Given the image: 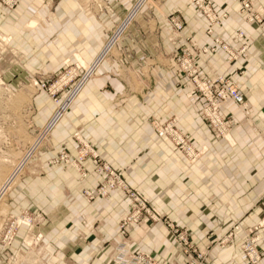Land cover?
Wrapping results in <instances>:
<instances>
[{"label": "rangeland", "instance_id": "rangeland-1", "mask_svg": "<svg viewBox=\"0 0 264 264\" xmlns=\"http://www.w3.org/2000/svg\"><path fill=\"white\" fill-rule=\"evenodd\" d=\"M164 2L14 0L11 6L0 2L9 13V28H0V264H55L44 232L52 228L57 218L68 215V209L62 208L55 197L57 192H69L62 184L67 177L56 175L55 171L73 168L83 179L87 176L83 167L86 160L93 165L94 173L103 175L95 187L82 190L87 204L108 198L118 189L130 203V210L120 216L117 224L114 264L122 243L133 255L143 253L155 260L143 251L131 250L127 244L131 227L145 223L163 224L186 264L198 252L204 255L205 264H210L213 249L224 250L231 245L239 221L227 222L220 235L210 231L206 235L208 243L198 246L186 227L178 225L139 188L131 186L123 171L112 168L82 131L93 120L89 118L94 115L92 105H102L108 120V115L118 113V105L135 104L139 94L135 90V42L140 45L137 52L143 51L145 60L149 58L151 41H159L153 22L167 28L164 36L176 47L172 53L173 71L186 79V85L181 86L190 88L188 98H196L198 115L211 134L231 145L234 115L252 121L251 104L238 82L209 68L210 77L202 79L198 65L216 50L228 62L246 60L247 45L233 49L216 37L213 46H200L191 36H183L182 10L173 8L168 13L163 10ZM191 6L204 18L207 36L228 17L227 11L217 12L211 0H191ZM234 8L245 23L256 26L264 37V4L236 0ZM237 37L245 35L238 31ZM119 82H126V88ZM230 88L241 92L243 103L234 102L225 93ZM55 115L56 120L51 122ZM146 121L153 135L169 142L188 165L197 163L203 149L197 148L183 132L177 117L150 114ZM61 126L63 129L59 130ZM256 133L264 141V131L257 128ZM262 222L263 217L239 246L249 264H253L251 251L254 264H261L258 236L254 233ZM122 231L125 235H120ZM173 232L185 234L187 244L175 243Z\"/></svg>", "mask_w": 264, "mask_h": 264}, {"label": "crops", "instance_id": "crops-1", "mask_svg": "<svg viewBox=\"0 0 264 264\" xmlns=\"http://www.w3.org/2000/svg\"><path fill=\"white\" fill-rule=\"evenodd\" d=\"M211 1L217 12L227 11L228 17L214 27L210 36L191 0H165L163 10L169 13L173 8L181 9L183 36H191L200 46H213L216 37L233 49L247 45L248 57L241 62H228L216 50L207 55L205 63L198 64L202 79L210 77L209 68L238 82L251 104L252 121L234 115L231 145L218 141L198 115L196 98H188L190 88L181 86L186 85V79L173 71L172 53L176 47L166 40L165 25L155 22L159 41H151L149 58L145 60L143 51L137 52L140 45L135 42V90L139 92L135 104L118 105V113L108 115V120L102 105H92L94 115L89 118L93 120L82 131L112 168L123 171L131 186L139 188L153 205L186 227L198 246L208 243L206 235L210 231L220 235L227 222L239 221L231 245L224 250L213 249L210 264H249L239 246L249 230L264 218V141L256 133L257 128L264 131V37L235 10L236 0ZM259 4L263 5L264 0H256ZM8 19L9 13L0 6L1 29L9 28ZM238 31L245 38H238ZM127 70L126 67L125 78ZM120 86L126 88V82ZM150 114L178 118L183 132L203 149L197 163L188 165L169 142L153 135L146 121ZM62 129L63 126L59 130ZM83 167L87 171L83 179L73 168L66 172L56 169V175L67 177L62 184L69 192H57L55 198L68 209V215L55 220L52 228L44 232V240L49 241L55 264H114L117 224L120 216L130 210V203L118 189L108 198L87 204L82 190L95 187L103 175L94 173L89 160ZM262 223L254 234L258 236L257 247L264 264ZM129 235L127 244L131 250L143 251L163 264H186L163 224L134 225Z\"/></svg>", "mask_w": 264, "mask_h": 264}, {"label": "built area", "instance_id": "built-area-1", "mask_svg": "<svg viewBox=\"0 0 264 264\" xmlns=\"http://www.w3.org/2000/svg\"><path fill=\"white\" fill-rule=\"evenodd\" d=\"M0 2L5 4V5L11 6V5H13L14 0H0ZM225 93H227V95L234 102H236L238 104H241L244 101L241 92L239 90H237L236 88L227 89L225 91ZM58 115H59V112H58ZM56 117H57V115L54 116V118L51 120V122L55 121ZM138 203L140 205L144 206L142 204L141 200H139V199H138ZM120 233H121L120 235H125L124 231H122ZM173 236H174V242L175 243H178L181 245H182V243H184V245L187 244V237L185 234L180 233V232L175 234L173 232ZM253 257H254V251H251V256H249V258L252 261V263L254 264L255 260L253 259ZM191 259L192 258L189 256V260H191ZM113 260L117 264H158L155 260H153L151 257H149L146 254L138 253L137 255H133L132 253H130L129 249L125 248V245L123 243L120 244L119 247L117 248V253H116L115 257L113 258ZM190 264H205L204 255H202V253L198 252L196 254L195 258L192 259Z\"/></svg>", "mask_w": 264, "mask_h": 264}, {"label": "bare ground", "instance_id": "bare-ground-1", "mask_svg": "<svg viewBox=\"0 0 264 264\" xmlns=\"http://www.w3.org/2000/svg\"><path fill=\"white\" fill-rule=\"evenodd\" d=\"M60 113V112H59ZM58 116V115H57ZM52 124V123H51Z\"/></svg>", "mask_w": 264, "mask_h": 264}]
</instances>
